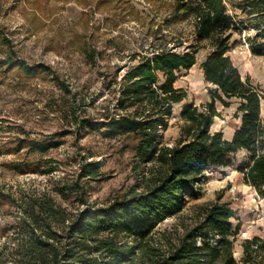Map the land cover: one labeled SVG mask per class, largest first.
Listing matches in <instances>:
<instances>
[{
  "label": "rangeland",
  "instance_id": "obj_1",
  "mask_svg": "<svg viewBox=\"0 0 264 264\" xmlns=\"http://www.w3.org/2000/svg\"><path fill=\"white\" fill-rule=\"evenodd\" d=\"M224 3L227 14L243 27L241 0ZM174 4V0H0V60L34 70L28 76L13 69L14 64L0 67V247L9 243L8 236L21 219L18 200L25 194L49 193L68 213H76L89 205L106 207L153 185L159 165L139 161L134 135H108L105 125L120 113L117 90L132 66L144 56L152 57L165 43L178 51L194 43L192 20L168 24ZM244 28L233 34L230 56L242 75L264 91V57L253 55L247 39L254 31ZM203 46L197 64L181 71L175 84L187 97L174 104L163 132L169 146L181 137L183 107L212 100L201 68L211 50L207 42ZM162 83L160 74L158 84ZM216 107L220 116L212 130L222 131L227 139L241 126L239 104L234 100L225 107L217 102ZM229 159V165L207 172L201 194L188 197L182 214L190 221V214L210 202L228 203L238 228L234 256L242 262L244 242L264 240V199L239 171L246 152L233 153ZM89 163L98 170L93 178L83 176ZM179 222V217H170L155 231L161 237ZM139 257L140 253L132 264H142Z\"/></svg>",
  "mask_w": 264,
  "mask_h": 264
},
{
  "label": "trees",
  "instance_id": "obj_2",
  "mask_svg": "<svg viewBox=\"0 0 264 264\" xmlns=\"http://www.w3.org/2000/svg\"><path fill=\"white\" fill-rule=\"evenodd\" d=\"M174 1L168 24L192 20L194 43L181 51L165 43L152 57L144 56L132 66L117 90L120 113L105 125L108 135H134L139 161L158 164L159 176L151 179L153 185L145 192L76 213H68L49 193L25 194L18 200L21 219L8 236L9 243L0 247V264H132L139 253L142 264H264V240L258 237L244 242L245 258L236 260L238 228L228 203L210 202L190 214V221L182 214L188 197L201 194L207 172L229 165L230 155L239 151L246 152L239 169L243 181L264 199V91L242 75L230 56L233 34L248 27L254 31L247 39L253 55L264 57V0H241L243 27L227 14L224 0ZM204 42L211 51L201 68L212 100L183 107L181 137L169 146L163 132L174 104L187 97L175 84L181 71L197 64ZM11 64L24 75L34 74L28 66L0 60L1 68ZM160 74L164 83L159 85ZM234 100L242 120L228 140L212 126L220 116L216 103L229 107ZM49 147L53 145L42 151ZM94 164L83 168V176L98 174ZM170 217H179L180 222L159 237L156 227Z\"/></svg>",
  "mask_w": 264,
  "mask_h": 264
},
{
  "label": "crops",
  "instance_id": "obj_3",
  "mask_svg": "<svg viewBox=\"0 0 264 264\" xmlns=\"http://www.w3.org/2000/svg\"><path fill=\"white\" fill-rule=\"evenodd\" d=\"M237 129H235L228 137H227V139L228 140H231L232 139V137H233V135H234V133H235V131H236Z\"/></svg>",
  "mask_w": 264,
  "mask_h": 264
}]
</instances>
